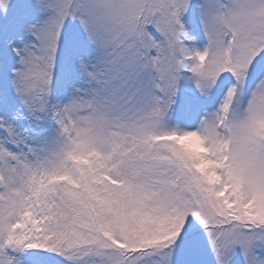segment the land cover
I'll return each mask as SVG.
<instances>
[{
    "label": "snow or ice",
    "instance_id": "snow-or-ice-1",
    "mask_svg": "<svg viewBox=\"0 0 264 264\" xmlns=\"http://www.w3.org/2000/svg\"><path fill=\"white\" fill-rule=\"evenodd\" d=\"M0 264H264V0H0Z\"/></svg>",
    "mask_w": 264,
    "mask_h": 264
}]
</instances>
